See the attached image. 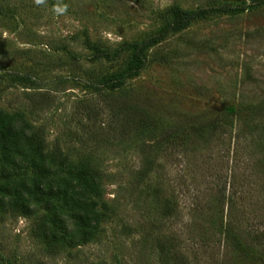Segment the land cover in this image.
<instances>
[{"label":"rangeland","instance_id":"rangeland-1","mask_svg":"<svg viewBox=\"0 0 264 264\" xmlns=\"http://www.w3.org/2000/svg\"><path fill=\"white\" fill-rule=\"evenodd\" d=\"M222 3L239 8L208 12L150 43L139 72L125 74L132 43L159 32L173 6ZM114 76L118 87L102 83ZM131 104L158 116L155 137L138 135L135 116L121 111ZM261 106L264 2L0 0V112L42 129L46 144L42 159H20L4 143L3 174L29 183L45 160L60 217L75 224L66 234L41 204L31 215L0 211V264H247L218 228L264 234ZM236 111L212 137L166 141ZM143 145L159 147L149 162ZM87 164L99 173L93 184L76 181ZM79 202L94 210L83 223L70 219ZM44 226L63 238L46 241Z\"/></svg>","mask_w":264,"mask_h":264},{"label":"trees","instance_id":"trees-1","mask_svg":"<svg viewBox=\"0 0 264 264\" xmlns=\"http://www.w3.org/2000/svg\"><path fill=\"white\" fill-rule=\"evenodd\" d=\"M255 4L263 3L264 0H251ZM243 5H241L242 7ZM239 8L228 3H222L217 6H208V7H199L192 10L182 9L178 6H173L171 8L173 18L170 22L165 24L161 30L153 35H150L148 38L144 39L139 43H132L133 55L128 64L125 74L135 75L144 65V54L142 52L150 43H155L159 39L164 38L168 34L176 31H180L186 28L192 20L202 15H205L208 12L220 10L225 12L234 11ZM103 84H107L110 88L114 89L122 83L119 76H114L109 79H104ZM113 104H117L115 101ZM112 104V105H113ZM122 106H125L121 102ZM110 105V109H112ZM131 109L127 106L123 109L118 106V109L121 108V111H125L126 114L135 116V124H137V129L139 136L147 135L155 137L157 132L159 133L162 129V124L158 116L154 115L145 108L139 107L136 104H131ZM263 109L264 106H261L259 110ZM239 113L229 112L228 119H215L211 120L205 124L199 125H189L186 127H180L176 129L174 133L168 134L169 141L171 144L184 141L187 138V134L195 135L198 138L206 139L212 137L218 132L222 123H227L237 118ZM133 118V117H132ZM180 125V124H179ZM9 141L11 144L15 145V149L19 153V158L24 159L27 157H32L34 159H42L43 151L45 149V136L44 132L40 128H32L18 114L6 115L3 112H0V149L4 147V143ZM143 155L146 157V161H150V157L153 154H156L159 147L156 145L145 146L143 145L142 149ZM57 158L55 164L60 166L63 161H59L61 153L57 150L55 154ZM42 165H39L43 169L40 172H35L34 176L31 177L29 183L25 182L23 179H13L10 180V173L3 174L5 170L4 165H0V211L18 213L23 215H31L35 213L33 204H41L46 211L49 212L51 218L48 223L58 225L63 227V231L68 234L75 224L69 222L61 216L59 212V207L54 203L53 197L59 192L60 188L52 182L50 177L51 167L46 163L45 160H42ZM150 169V163H148L140 176L145 177L147 172ZM76 181H84L93 184V182L98 180L99 173L89 164L79 165L76 169ZM10 194V195H7ZM15 194L17 196H15ZM79 208H77V214L71 215L70 219L81 218L82 223L83 219L86 220L92 213H94L93 208L86 203L79 202ZM79 209V210H78ZM86 211L88 213H86ZM78 227L81 224H76ZM221 227V226H220ZM220 234L223 235V242L228 248L231 249V252L243 262L247 264H264V234L255 233L252 235H244L241 232H236L230 224H225L221 228H218ZM42 237L46 241L51 242L56 238H63L62 236L57 237L56 235H50V229L46 226L43 227L41 232ZM248 237V238H247ZM49 239V240H48Z\"/></svg>","mask_w":264,"mask_h":264},{"label":"clouds","instance_id":"clouds-1","mask_svg":"<svg viewBox=\"0 0 264 264\" xmlns=\"http://www.w3.org/2000/svg\"><path fill=\"white\" fill-rule=\"evenodd\" d=\"M36 3H37V4L41 3V0H36Z\"/></svg>","mask_w":264,"mask_h":264}]
</instances>
